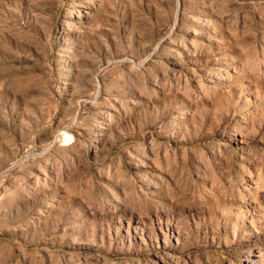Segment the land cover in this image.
Listing matches in <instances>:
<instances>
[{"label": "rangeland", "instance_id": "rangeland-1", "mask_svg": "<svg viewBox=\"0 0 264 264\" xmlns=\"http://www.w3.org/2000/svg\"><path fill=\"white\" fill-rule=\"evenodd\" d=\"M0 264H264V0H0Z\"/></svg>", "mask_w": 264, "mask_h": 264}]
</instances>
